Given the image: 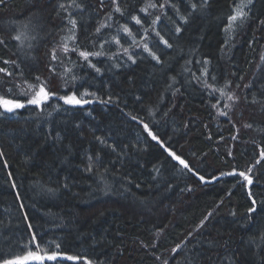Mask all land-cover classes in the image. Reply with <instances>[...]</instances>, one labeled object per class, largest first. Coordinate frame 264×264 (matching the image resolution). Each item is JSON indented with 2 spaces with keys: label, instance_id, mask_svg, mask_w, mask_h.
Returning a JSON list of instances; mask_svg holds the SVG:
<instances>
[{
  "label": "trees",
  "instance_id": "16d2710c",
  "mask_svg": "<svg viewBox=\"0 0 264 264\" xmlns=\"http://www.w3.org/2000/svg\"><path fill=\"white\" fill-rule=\"evenodd\" d=\"M0 69L6 98L57 93L0 115V260L34 232L93 264H264V0H4Z\"/></svg>",
  "mask_w": 264,
  "mask_h": 264
},
{
  "label": "snow or ice",
  "instance_id": "6c2138e0",
  "mask_svg": "<svg viewBox=\"0 0 264 264\" xmlns=\"http://www.w3.org/2000/svg\"><path fill=\"white\" fill-rule=\"evenodd\" d=\"M4 0H0V4H3ZM61 7H64L63 5H61ZM152 7H156V5H152ZM161 7H163V5H161ZM193 8L196 7V5H192ZM243 5H240L239 7H237V9L235 10V13L229 17L230 21H236L237 19H242L245 17L246 13L243 11ZM117 11H120L119 7H117L116 9ZM142 11H146V9H142ZM133 20L136 21L137 24L141 23V21L139 20L138 17L133 16L132 17ZM156 20H159V17L156 18ZM156 20L153 21V24L156 23ZM72 25L75 26L76 25V21L73 19L71 21ZM101 27H103V25H101ZM123 30L125 32H128L129 35H131V31L130 29L127 28V26H123ZM97 32L100 31V28H97L96 30ZM177 32L180 31L179 28L176 29ZM157 35H159V33H157ZM16 40H21V35H17L14 37ZM72 39H75V37H71ZM115 39V38H114ZM161 39H163L161 37ZM116 43H119V40H116ZM164 43L166 45H168L169 47H171L170 44H168L167 40H164ZM102 47V45H101ZM144 48L146 50H148L151 55L156 59L159 60V57L156 56V54L154 52H151V49H148L147 45H144ZM68 46L65 44L63 46V51L64 52H68ZM125 52H127L128 50L125 49ZM101 53H89V52H80V56L83 57L85 60H88V57L90 55H95L98 56ZM131 58V57H130ZM52 59L55 60L57 59L56 54H55V50H53V54H52ZM90 63V62H89ZM91 67L95 68V65H91ZM53 71H55L53 69ZM96 71H100L99 69H96ZM0 72H7L6 69H0ZM7 75H11V73H7ZM37 80H39V77L36 78ZM73 80H75V77H72ZM27 84V82H25ZM67 85H65L66 87ZM19 87V86H17ZM27 88L30 89L31 91H25L24 89H21V94L18 95L16 98H6L3 95H0V109H3L2 112H0V115H4L5 113H14L16 112L18 109H24L26 106H38V107H42L44 105H46V103L52 99L53 97L57 96V93L54 91H49L44 83H40L39 86L37 85H27ZM11 88L7 89L8 93H11ZM90 95L89 93L85 92L82 93L81 96H77L75 91L70 92V94L68 95H64V96H60L58 97L60 100H63L64 104L67 105H85V104H89L91 101H89L88 99H85L84 97ZM91 95H95V94H91ZM231 98V97H230ZM98 99V97H97ZM109 101H111V97L108 98ZM57 107H59V105H57ZM226 115V113H225ZM132 119H136V117H132ZM141 124H143L144 128L148 131V133L152 136L153 140H159V137L156 136L154 133H152V130L148 127L147 124H144L143 121H140ZM163 142H161L162 144ZM169 152H171V150L169 149ZM0 155H3L2 152H0ZM171 155L177 160L179 161V163L181 165H183L185 168H188L190 171L192 169L189 168V165L187 164V162L185 160H183L180 156H177L176 153L171 152ZM260 157L261 159H264V149H261L260 152ZM260 161L258 160L257 163H259ZM253 167H255V165H253ZM88 171H91V165H89V168L87 169ZM252 172V168H249L247 172L244 171H240L238 173L239 177L243 178V181H246L248 186H251L253 184V177L251 175H249V173ZM237 172L235 169H233V171L231 173H221V175H236ZM195 175H197L200 179V181H204L205 178L203 176H199V173H195ZM213 179H216V177H213ZM248 196L251 198V203L253 205V207L248 209L249 213L255 212L256 208V199L253 197V193L251 191V188L249 187L248 190ZM262 203H264V201H262ZM21 207H23V204H21ZM25 216H27V214L25 213ZM207 219V218H206ZM201 224H203V221H201ZM29 227H31V224H29ZM29 245L34 246L38 252L40 251V245L36 240V233H32L31 234V238L29 240ZM181 245H177L176 248H180ZM55 249L54 251H52L50 254H45V255H40L38 254V252H32V251H28L26 253V255L24 256H15L13 258L10 259H2L0 260V264H27V262L29 261H39L40 264H43V262L45 260L47 261H51L54 262V264H64L65 261H81L83 260L85 262V264H93V261L88 259L87 256H80V255H68L67 253H64L61 251L60 249V245L59 244H55ZM176 249H173V252H175ZM165 264H167V262L165 261Z\"/></svg>",
  "mask_w": 264,
  "mask_h": 264
}]
</instances>
